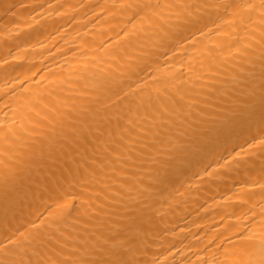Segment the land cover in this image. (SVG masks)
Masks as SVG:
<instances>
[{"label": "bare ground", "instance_id": "bare-ground-1", "mask_svg": "<svg viewBox=\"0 0 264 264\" xmlns=\"http://www.w3.org/2000/svg\"><path fill=\"white\" fill-rule=\"evenodd\" d=\"M0 264H264V0H0Z\"/></svg>", "mask_w": 264, "mask_h": 264}]
</instances>
